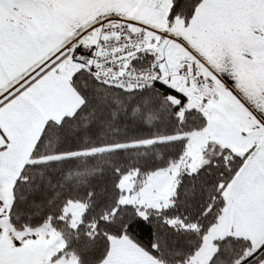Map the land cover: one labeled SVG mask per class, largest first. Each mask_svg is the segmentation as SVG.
I'll return each instance as SVG.
<instances>
[{"label": "snow or ice", "instance_id": "snow-or-ice-1", "mask_svg": "<svg viewBox=\"0 0 264 264\" xmlns=\"http://www.w3.org/2000/svg\"><path fill=\"white\" fill-rule=\"evenodd\" d=\"M0 264H264V0H0Z\"/></svg>", "mask_w": 264, "mask_h": 264}]
</instances>
